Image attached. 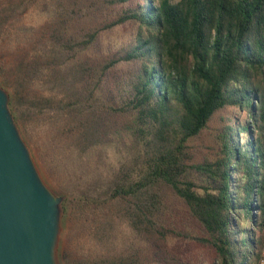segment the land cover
Segmentation results:
<instances>
[{
    "label": "trees",
    "instance_id": "16d2710c",
    "mask_svg": "<svg viewBox=\"0 0 264 264\" xmlns=\"http://www.w3.org/2000/svg\"><path fill=\"white\" fill-rule=\"evenodd\" d=\"M0 84L61 264L261 260L264 0H0Z\"/></svg>",
    "mask_w": 264,
    "mask_h": 264
},
{
    "label": "water",
    "instance_id": "95a60500",
    "mask_svg": "<svg viewBox=\"0 0 264 264\" xmlns=\"http://www.w3.org/2000/svg\"><path fill=\"white\" fill-rule=\"evenodd\" d=\"M0 84V264H61L64 196L43 179Z\"/></svg>",
    "mask_w": 264,
    "mask_h": 264
},
{
    "label": "rangeland",
    "instance_id": "374dc122",
    "mask_svg": "<svg viewBox=\"0 0 264 264\" xmlns=\"http://www.w3.org/2000/svg\"><path fill=\"white\" fill-rule=\"evenodd\" d=\"M31 151H32V154L34 156V159H35L36 164H37V166H38V168H39V170L41 172V175H42L43 179L45 180V182L49 185V187L56 194L60 195L58 193V189H59L58 179H59V182H61V180L63 181V178L60 179V175H59L58 171L54 172L53 173L54 175H52V173L48 170V164L49 163H44L43 161L39 160L38 156H36V154L34 153L32 148H31ZM67 229H68V226L66 228V226L63 223V232H62V235H61L60 247H61V245H62V243H63V241L65 239L64 237L66 236ZM262 236L264 237V234ZM248 263L249 264H264V248H263V251H262V258H261V260L259 262L256 261V259H254L252 257H249Z\"/></svg>",
    "mask_w": 264,
    "mask_h": 264
},
{
    "label": "built area",
    "instance_id": "2783aa9c",
    "mask_svg": "<svg viewBox=\"0 0 264 264\" xmlns=\"http://www.w3.org/2000/svg\"><path fill=\"white\" fill-rule=\"evenodd\" d=\"M263 243H264V237H263Z\"/></svg>",
    "mask_w": 264,
    "mask_h": 264
}]
</instances>
